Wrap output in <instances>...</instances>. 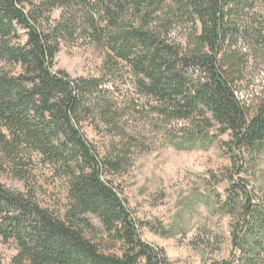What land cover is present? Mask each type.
Instances as JSON below:
<instances>
[{
    "label": "trees",
    "instance_id": "1",
    "mask_svg": "<svg viewBox=\"0 0 264 264\" xmlns=\"http://www.w3.org/2000/svg\"><path fill=\"white\" fill-rule=\"evenodd\" d=\"M262 21L264 0H0V167L23 181L41 166L63 193L54 209L36 188L15 192L0 181L10 264H171L143 241L108 179L126 164V146L101 155L85 126L118 131L127 105L144 101L157 120L183 122L189 139L228 135L237 166L263 156L264 98L248 106L238 87L249 58L242 46L264 61ZM80 36L105 45L101 78L55 70L63 41ZM120 65L132 71L135 101L107 85ZM242 189L231 184L222 207L237 218L235 254L210 264H264V207Z\"/></svg>",
    "mask_w": 264,
    "mask_h": 264
},
{
    "label": "rangeland",
    "instance_id": "2",
    "mask_svg": "<svg viewBox=\"0 0 264 264\" xmlns=\"http://www.w3.org/2000/svg\"><path fill=\"white\" fill-rule=\"evenodd\" d=\"M58 16V12L53 14V18ZM261 23L264 28V21ZM182 31L177 30L176 35L182 37ZM250 50V46H242L241 52L249 58L238 87L240 99L255 107L264 98V61ZM106 53L103 43L90 42L83 36L74 42L63 41L55 70L72 79L101 78ZM133 80L132 71L120 65L107 85L114 84L117 96L135 101L139 93ZM139 103L142 106L136 109L127 105L119 119L120 130L98 132L85 126L84 132L101 155L113 145L126 146L122 150L126 164L108 179L133 211L143 241L164 250L171 264H210L231 259L235 254L231 227L237 218L222 209L228 202L227 189L233 183L239 184L264 207V155L247 156L245 163L237 166L232 158L235 153L227 145L228 135L212 138L218 134L211 129L209 138L189 139L183 122L165 124L151 114V107L144 101ZM37 169L34 177L21 181L12 171L0 167V181L15 192L27 193L36 188L37 199L57 209L63 193L54 188L49 171L41 166ZM0 254L3 264H10L16 250L2 246Z\"/></svg>",
    "mask_w": 264,
    "mask_h": 264
}]
</instances>
